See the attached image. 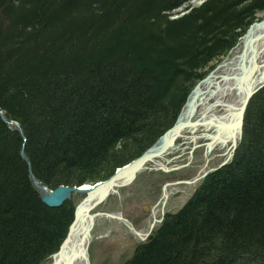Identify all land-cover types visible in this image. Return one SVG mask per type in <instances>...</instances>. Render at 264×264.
I'll return each mask as SVG.
<instances>
[{
    "label": "trees",
    "instance_id": "16d2710c",
    "mask_svg": "<svg viewBox=\"0 0 264 264\" xmlns=\"http://www.w3.org/2000/svg\"><path fill=\"white\" fill-rule=\"evenodd\" d=\"M0 0V264L56 252L75 204L49 189L93 185L177 120L264 0ZM24 154L25 158L22 156ZM120 264H264V87L233 158L166 214Z\"/></svg>",
    "mask_w": 264,
    "mask_h": 264
},
{
    "label": "rangeland",
    "instance_id": "374dc122",
    "mask_svg": "<svg viewBox=\"0 0 264 264\" xmlns=\"http://www.w3.org/2000/svg\"><path fill=\"white\" fill-rule=\"evenodd\" d=\"M200 2L192 0V4ZM257 18L254 22L264 20V13H259ZM243 37L244 35L227 56L213 63L209 73L214 69L216 71L217 66L224 61L232 60L241 52L242 46L239 44ZM259 62L262 66L256 74L257 77L255 76L252 87H257L262 82L264 53L261 54ZM226 100L227 97L224 101ZM196 117L198 112L191 120ZM204 127L200 126L196 130L184 129L168 151L155 162L145 165L130 183L118 187L117 191L111 192L100 205L92 210L95 221L91 229L89 248L87 246L90 264H120L123 256L131 255L135 247L158 228L167 213L176 212L190 199L205 178L203 174L208 175L222 162L228 163L233 158H230L231 133L222 129L219 133L223 138H215L218 132L210 128L205 132ZM239 142L240 139L238 145ZM84 197V194L75 193L69 201L73 202L76 208ZM145 207L149 209L147 214H144ZM108 213L114 217L105 215ZM142 216L145 217L144 220ZM53 254L41 264H54Z\"/></svg>",
    "mask_w": 264,
    "mask_h": 264
},
{
    "label": "bare ground",
    "instance_id": "6f19581e",
    "mask_svg": "<svg viewBox=\"0 0 264 264\" xmlns=\"http://www.w3.org/2000/svg\"><path fill=\"white\" fill-rule=\"evenodd\" d=\"M239 45L242 46L240 53L236 54L232 60L224 61L214 73L209 75L192 91L187 104L180 113L179 119L181 122L193 123L197 118L207 122L212 121V123L218 126L219 132L222 129H226L231 133L230 138L234 133L237 135L239 132V125L237 126V123L239 122L246 96L257 88L252 87V84L262 66L259 58L264 53V20L254 22L244 34ZM226 97L227 100L225 102ZM196 112H198V117L191 120ZM200 126L206 127L207 124ZM198 127L192 126L184 129L193 128V130H196ZM181 132L175 130L173 133H170L166 139V146L168 144L169 147L172 146L181 135ZM219 132L215 138H223ZM133 172L134 168H131L120 178L118 177L114 180L113 190L116 191L118 187L130 181L131 177L129 176ZM107 187L105 186L104 190ZM83 189H89L88 195L80 205V212L77 216L78 220L67 246L60 255L53 257L54 264H87L84 254L86 255V249L91 240V229L95 221V214L90 219L84 209L104 190L99 188L92 190L89 184L85 185Z\"/></svg>",
    "mask_w": 264,
    "mask_h": 264
},
{
    "label": "water",
    "instance_id": "95a60500",
    "mask_svg": "<svg viewBox=\"0 0 264 264\" xmlns=\"http://www.w3.org/2000/svg\"><path fill=\"white\" fill-rule=\"evenodd\" d=\"M218 67L219 66H217V68ZM214 70L211 71L203 79H201L195 85V87L192 89V91L202 81H204L209 75L214 73ZM263 87H264V78H263L261 84L258 85L257 88H255L253 91L249 92L246 96V99H245L244 104L242 106V113L240 114V119H239V122L237 123V126L239 125V132L237 135L234 133L232 135V137L230 138V140L232 142L231 143L230 158H232L234 156L235 150L237 149V146H238V141H239V139H241L242 134H243L244 115H245V111L247 109V106H248L251 98L253 97V95H255L256 92L259 91L260 89H262ZM192 91H191V93H192ZM189 96H190V94H189ZM189 96H188V98H189ZM188 98H187V101H188ZM187 101L185 102L183 108L187 104ZM179 116H180V114H179ZM179 116H178L176 122L157 140V142L154 145H152L149 149H147L140 157L136 158L135 160L131 161L130 163H128L122 167H119L115 171V173L112 176H110L108 179H106L104 181H98L93 185L89 184L91 186L92 190H97L98 188L104 190V187L108 186L106 188L108 190L105 189L104 191H102L99 194V196L92 203H90L89 205H87L85 207L84 211L87 213L86 215L89 216L90 219H92V216H93V214H91L92 210L94 208H96L98 205H100L107 198L110 191L111 192L115 191V190H113L114 189L113 186L115 183V182H113L114 180H116L118 177L120 178L127 170L134 168V172L129 176V177H131V180L126 182V184L130 183L136 177L137 172L140 171L145 165H147L150 162H155L156 159L160 158L166 151H168L169 144L166 146V139L170 133H173L175 130L181 132L186 127H192V126L198 127L200 125H206V124H207V126H209V125L210 126L207 128L204 126H201V127H204L203 129L205 131H207V129L210 128V129H214L217 132H219L218 126L215 125L214 123H212V121L207 122V121H203V120L197 118L196 121H194L193 123H191V122L185 123V122L180 121ZM0 117L9 125H16L17 127H19V125L16 122L7 120V118L5 117V115L1 111H0ZM22 156L25 158L23 153H22ZM28 164H29V168H30V173L32 175L33 185H34L36 191L39 193L42 202L44 204H46L48 207H59V206H61L66 201L71 200L72 195L75 193L85 195V197L82 199V201L76 206L75 212H74V219H73L72 223L70 224L67 236L64 239V241L61 243V245L59 246L58 251L52 255V258H53L55 255H60L62 253L63 249L67 246L69 238L71 237L73 229H74V227L77 223V220H78L77 216H78V213L80 212V210H79L80 205L84 202L86 196L88 195L87 193L89 192V189H83V187L87 184H83V185L78 186V187L61 185V186H58L54 189H49L45 185H43L40 181L37 180V178L33 175L32 171H31V165H30L29 161H28ZM225 164H227V161L222 162L213 171L223 167ZM206 176H207V174H203V178ZM126 184H124V185H126ZM124 185H122V186H124ZM96 215H100V213H96ZM105 215H107L109 217H114L113 215H111L109 213L105 214ZM152 238H153V235H150L149 239H152ZM88 248H89V246H88ZM86 250L88 251V249H86ZM87 251H86V255L84 254V256L86 257L87 264H90V259H89V255H88L89 251L88 252Z\"/></svg>",
    "mask_w": 264,
    "mask_h": 264
},
{
    "label": "flooded vegetation",
    "instance_id": "af4514ba",
    "mask_svg": "<svg viewBox=\"0 0 264 264\" xmlns=\"http://www.w3.org/2000/svg\"><path fill=\"white\" fill-rule=\"evenodd\" d=\"M205 132H207V131H205ZM168 184V183H167ZM151 194H153V193H151ZM144 214H147V213H149V209L147 208V207H145L144 209ZM168 214V213H167ZM166 216V215H165ZM142 219L144 220L145 219V217H143L142 216ZM143 220L141 221V222H143ZM155 231V230H154ZM154 231L150 234V235H153L154 234ZM150 235H148L144 240H142L143 242H147V241H149V240H151V239H149V236ZM142 242V243H143Z\"/></svg>",
    "mask_w": 264,
    "mask_h": 264
}]
</instances>
